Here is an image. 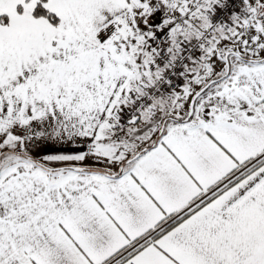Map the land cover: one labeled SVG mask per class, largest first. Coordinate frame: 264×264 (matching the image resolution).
I'll return each mask as SVG.
<instances>
[{"label": "snow or ice", "instance_id": "6c2138e0", "mask_svg": "<svg viewBox=\"0 0 264 264\" xmlns=\"http://www.w3.org/2000/svg\"><path fill=\"white\" fill-rule=\"evenodd\" d=\"M0 264H264V0H0Z\"/></svg>", "mask_w": 264, "mask_h": 264}]
</instances>
